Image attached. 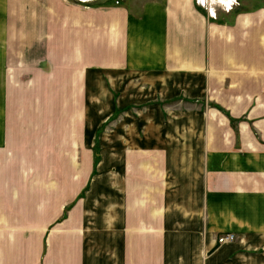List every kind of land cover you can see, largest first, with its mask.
Masks as SVG:
<instances>
[{
  "label": "crops",
  "instance_id": "crops-1",
  "mask_svg": "<svg viewBox=\"0 0 264 264\" xmlns=\"http://www.w3.org/2000/svg\"><path fill=\"white\" fill-rule=\"evenodd\" d=\"M240 1L0 0V264H264V0Z\"/></svg>",
  "mask_w": 264,
  "mask_h": 264
},
{
  "label": "built area",
  "instance_id": "built-area-1",
  "mask_svg": "<svg viewBox=\"0 0 264 264\" xmlns=\"http://www.w3.org/2000/svg\"><path fill=\"white\" fill-rule=\"evenodd\" d=\"M197 3L204 7L207 11L210 12L211 16L214 18L217 17V6H220L222 9L226 11H230L234 8V5L238 3V0H197ZM235 239L234 234H226L221 237H219L218 241L219 243L225 242V241H232Z\"/></svg>",
  "mask_w": 264,
  "mask_h": 264
},
{
  "label": "rangeland",
  "instance_id": "rangeland-1",
  "mask_svg": "<svg viewBox=\"0 0 264 264\" xmlns=\"http://www.w3.org/2000/svg\"><path fill=\"white\" fill-rule=\"evenodd\" d=\"M69 3L71 2L72 4H77V5H92V4H99V5H121V4H127V3H132L133 1L135 0H68ZM136 1H140V0H136ZM241 4V1L238 0V3H236L234 5L237 6V5H240Z\"/></svg>",
  "mask_w": 264,
  "mask_h": 264
},
{
  "label": "trees",
  "instance_id": "trees-1",
  "mask_svg": "<svg viewBox=\"0 0 264 264\" xmlns=\"http://www.w3.org/2000/svg\"><path fill=\"white\" fill-rule=\"evenodd\" d=\"M216 107H218L219 109H221V107L220 106H217V105H215Z\"/></svg>",
  "mask_w": 264,
  "mask_h": 264
}]
</instances>
